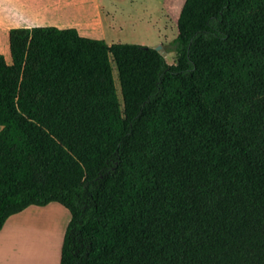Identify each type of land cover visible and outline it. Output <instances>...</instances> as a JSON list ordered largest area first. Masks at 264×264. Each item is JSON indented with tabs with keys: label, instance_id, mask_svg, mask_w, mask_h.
Returning <instances> with one entry per match:
<instances>
[{
	"label": "trees",
	"instance_id": "obj_1",
	"mask_svg": "<svg viewBox=\"0 0 264 264\" xmlns=\"http://www.w3.org/2000/svg\"><path fill=\"white\" fill-rule=\"evenodd\" d=\"M173 45L10 30L0 231L56 203L60 264H264V0H186Z\"/></svg>",
	"mask_w": 264,
	"mask_h": 264
},
{
	"label": "rangeland",
	"instance_id": "obj_2",
	"mask_svg": "<svg viewBox=\"0 0 264 264\" xmlns=\"http://www.w3.org/2000/svg\"><path fill=\"white\" fill-rule=\"evenodd\" d=\"M60 1H67L74 8L56 12L49 7L54 0H0V56L8 64H12L10 30L28 27L76 29L83 37L103 40L109 45L161 48L168 64H174L173 42L178 36V20L186 0ZM5 4L23 9L20 14L4 16ZM113 67L118 80L115 64ZM117 86L120 90L118 82ZM2 130L0 127V133ZM70 222V213L59 204L29 208L12 222V229L0 246V264H57Z\"/></svg>",
	"mask_w": 264,
	"mask_h": 264
},
{
	"label": "crops",
	"instance_id": "obj_3",
	"mask_svg": "<svg viewBox=\"0 0 264 264\" xmlns=\"http://www.w3.org/2000/svg\"><path fill=\"white\" fill-rule=\"evenodd\" d=\"M32 6H34V4ZM49 7H50L51 10H55L56 12H66V11L69 10V8H74V6H71L69 2H67V1L63 2V1H60V0L59 1L57 0V2L54 0V3L52 5H50ZM22 9L23 8H21L20 6H16L14 4H12L11 6H7L5 4L3 6L2 14L4 16H13V14H15V13L20 14V12L22 11ZM24 9H26V8H24ZM28 28H31V27H28ZM27 210H25V211H27ZM24 212H22V213H24ZM22 213L11 217L7 221V223L5 224L3 230L0 231V246H2V244L7 239V237H8L7 234L9 233V230L12 229V224H13L12 222H14L15 220H17L18 216H20ZM62 246H63V244H62ZM61 252H62V247H61ZM61 252H60V260L57 261V264H60V261H61Z\"/></svg>",
	"mask_w": 264,
	"mask_h": 264
},
{
	"label": "bare ground",
	"instance_id": "obj_4",
	"mask_svg": "<svg viewBox=\"0 0 264 264\" xmlns=\"http://www.w3.org/2000/svg\"><path fill=\"white\" fill-rule=\"evenodd\" d=\"M38 253H39V251H38ZM36 255H38L37 252H36ZM36 255H34V256H36ZM44 262H45V261H44ZM29 263H30V262H29ZM29 263H28V264H29Z\"/></svg>",
	"mask_w": 264,
	"mask_h": 264
},
{
	"label": "water",
	"instance_id": "obj_5",
	"mask_svg": "<svg viewBox=\"0 0 264 264\" xmlns=\"http://www.w3.org/2000/svg\"><path fill=\"white\" fill-rule=\"evenodd\" d=\"M157 51H159V52H160V51H161V48H159Z\"/></svg>",
	"mask_w": 264,
	"mask_h": 264
}]
</instances>
